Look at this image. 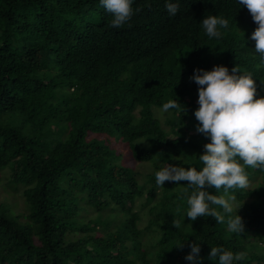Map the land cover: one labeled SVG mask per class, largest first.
I'll return each instance as SVG.
<instances>
[{"label":"trees","instance_id":"trees-1","mask_svg":"<svg viewBox=\"0 0 264 264\" xmlns=\"http://www.w3.org/2000/svg\"><path fill=\"white\" fill-rule=\"evenodd\" d=\"M167 2L133 0L113 28L100 0H0V170L23 202L0 201V264H219L211 247L264 264V170L246 168L250 186L230 190L243 234L192 221L188 182L155 177L203 167L197 69L238 67L264 97V54L247 28L258 25L238 0H171L175 16ZM211 15L229 20L220 38L202 27ZM169 100L180 107L164 112Z\"/></svg>","mask_w":264,"mask_h":264},{"label":"clouds","instance_id":"clouds-1","mask_svg":"<svg viewBox=\"0 0 264 264\" xmlns=\"http://www.w3.org/2000/svg\"><path fill=\"white\" fill-rule=\"evenodd\" d=\"M100 2L112 14L110 26L113 28L125 25L134 15L133 0ZM238 2L247 7L258 25L251 39L255 41L256 52L264 54V0ZM166 9L170 16H175L179 3L168 0ZM201 24L207 36L220 38L219 29H227L229 20L222 15H211ZM239 72L235 67L230 74L224 66H216L212 71L196 70L192 77L200 86L199 108L194 113L199 122L196 130L211 140L204 145L205 153L199 155L203 167L197 170L196 167L169 165L157 171L155 177L159 187H163L166 181L188 182L185 192L189 189L191 192L187 197V217L192 221L209 216L219 224L226 223L232 233L243 234L245 224L240 215L234 214L237 201L230 190L250 186L246 168L264 170V97L257 98L259 93L252 74L236 75ZM180 105L179 101L169 100L163 104V111L178 109ZM211 188L223 189V195L212 194ZM173 226L179 228L180 222L174 220ZM190 247L191 254L186 260L202 259L199 257L200 244L192 243ZM245 255L244 252L234 254L223 247H211L209 258L214 261L218 258L219 264H234V261L243 260Z\"/></svg>","mask_w":264,"mask_h":264},{"label":"rangeland","instance_id":"rangeland-1","mask_svg":"<svg viewBox=\"0 0 264 264\" xmlns=\"http://www.w3.org/2000/svg\"><path fill=\"white\" fill-rule=\"evenodd\" d=\"M240 27H243L245 29V25L239 24ZM258 26H250L247 28H250L253 32L257 29ZM249 31V30H248ZM144 164L141 163H133L132 166L137 169L140 170L142 172H144L148 166L145 165V167L143 166ZM7 170H9L7 167L3 168L0 170V201H7L8 202H14L15 203V207H16V211H22L21 209L23 208L22 204V198L20 195V191L16 190L17 192H13L11 190H9V185L11 187H13V185L9 182V174L6 175ZM14 203H9L10 206H12L14 208Z\"/></svg>","mask_w":264,"mask_h":264}]
</instances>
